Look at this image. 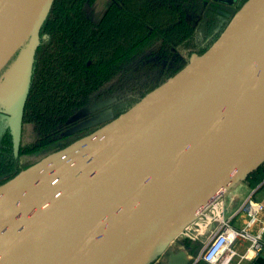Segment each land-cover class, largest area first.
I'll return each instance as SVG.
<instances>
[{"label":"water","instance_id":"obj_1","mask_svg":"<svg viewBox=\"0 0 264 264\" xmlns=\"http://www.w3.org/2000/svg\"><path fill=\"white\" fill-rule=\"evenodd\" d=\"M53 2L0 0V114L16 154ZM203 2L229 20L206 51L0 184V264L191 263L183 231L264 164V0L232 13L217 4L237 0Z\"/></svg>","mask_w":264,"mask_h":264},{"label":"rangeland","instance_id":"obj_2","mask_svg":"<svg viewBox=\"0 0 264 264\" xmlns=\"http://www.w3.org/2000/svg\"><path fill=\"white\" fill-rule=\"evenodd\" d=\"M70 1L71 4L68 7L66 19L73 20L70 21V24H75L74 18L77 19L78 16H80V21H87V23H83L84 29L90 31L88 39L84 43H81V46L87 45L89 49L87 57L75 55L74 58H71L73 59V63L70 66L69 73L74 77L67 76L66 91L64 87L61 86V89H58H63L67 95L69 94L72 105L68 114L63 119H54V121L50 122L48 127L45 128L44 132L41 131L39 135L35 134L34 137L32 136V132L36 130V125L34 126L32 122L25 120L27 123L26 130L28 131L30 128L31 131L29 134L30 139L25 138L24 144L29 143L25 145V147L30 149V151H25L26 154L17 156L19 160H21L17 163L18 166H16V171L5 179L2 178L1 175L0 184L14 177L48 154L67 146L128 110L142 99L144 95L181 70L194 55L197 56L206 51L214 41V38H210L211 40L202 45L203 43L200 39L199 45H197L198 48L193 47L194 41L196 42L194 39H198L200 35V33L196 35L195 33L198 28L201 29L205 27L204 25H191L193 27L192 30H190L188 26H186V29H169L170 25L166 21L169 19L170 15H166V12L159 14V12L155 10L156 12H151V15H158L160 19L158 20L161 23H154L151 19H148L144 24H147L146 29L148 28L151 32L150 38L141 39L138 42H136L135 38V40H132L135 46L128 49L129 41L127 38L125 36L119 37V23L124 16H127V11L132 9L130 0ZM97 4L100 7L98 9H102L101 11L106 7L107 9L109 8L106 13L109 14L107 17H110L108 19L112 21V25H110V23H103L104 18L95 21L87 15V12H91ZM217 5L227 4L219 3ZM79 7L80 10L73 9ZM195 17L194 20L196 21L199 17L197 18V15ZM48 18L49 14L41 26L40 44L36 49L34 57L32 80L36 76L34 68L37 62L39 59L43 61L41 57L45 55L43 54V49L40 47L49 42L51 38V34L48 31L42 32ZM164 20L166 21L163 22ZM93 22H99V24L93 28ZM187 22L191 24L190 21ZM228 22L229 20L227 19L221 30L224 29ZM95 29H97L96 32H94ZM108 29H110V31ZM200 37H204V33H201ZM172 49L177 53L176 56L173 54ZM182 54H184L186 58H181ZM46 57L50 56L47 55ZM102 58H106V61L103 62L101 60ZM45 61H47V64H50L51 59H46ZM46 68L44 69L45 76H47ZM53 70L59 72V69ZM58 84L59 81L53 80V85L55 87ZM76 92L80 94L79 98H77ZM7 99H10L7 95L0 96V105L5 106V100ZM104 104L109 105L110 108L108 109ZM97 108H101V110L104 109V111L100 110L102 114L98 113L97 116L83 120L76 126H71L69 128V124H71L72 120L79 116L80 113L92 109L98 110ZM32 125L34 126L33 128ZM57 136H59V139L53 140V138Z\"/></svg>","mask_w":264,"mask_h":264},{"label":"trees","instance_id":"obj_3","mask_svg":"<svg viewBox=\"0 0 264 264\" xmlns=\"http://www.w3.org/2000/svg\"><path fill=\"white\" fill-rule=\"evenodd\" d=\"M130 1L132 3V9L127 11V16H124L119 23V37L125 36L127 38L129 41L128 49L135 46L132 41L133 39L135 40L136 38V42H138L141 39L150 38L151 32L148 28L146 29L147 24H144L148 19H151L154 23H161L159 21V16H156V14L151 15V12L155 13L157 11L159 14L166 12V15H170L169 19H166L167 21H163L168 22L170 25L169 29H186V26H188L190 30L193 29L191 24L183 18V14L180 11L181 8L176 2L178 0ZM70 4V0H54L52 9L49 13V18L42 30V32L48 31L51 34V38L49 39V42L40 47L43 49V54L45 55L42 57L40 56L43 61H40L39 59L34 68L36 76L32 80L31 90L24 110V119L32 122L34 126L36 125L35 132L37 135H39V132L41 131L44 132L45 128L48 127L49 123L54 121V119H63L68 114L72 105L71 97L64 92V90L66 91L67 89V76L74 77L69 73L70 66L73 63V59H71L72 44H75L80 48L76 49L75 52L79 57H87V54L89 53L87 45L81 46V43H84L88 39V35H90V31L84 29L83 25V23H87V21H80L81 17L78 16L77 19L74 18L75 24H70V21L73 20L66 19V13ZM73 9L80 10V7ZM107 16H109L108 13L105 15L103 23H110V25H112V21L108 19L110 17ZM108 30L110 31V29ZM212 30L213 27L210 26L208 32L212 33ZM220 32L221 30L214 35V40L219 36ZM47 55L50 57H46ZM46 59H51L50 64H47V61H45ZM101 60L105 62L106 58H102ZM45 68L47 76L44 75ZM53 69H59V72H55ZM53 80L59 81V84L56 85V87L53 85ZM60 86L64 87V90L62 89L63 92L62 90H58L61 89ZM75 94L77 98L80 97L79 93L76 92ZM8 141L11 142L10 137ZM27 151H30V149H27ZM263 178L264 165H261L249 177L252 185L258 184ZM186 242L187 244H190L191 241L188 239ZM199 246L200 245H198V247Z\"/></svg>","mask_w":264,"mask_h":264},{"label":"built area","instance_id":"obj_4","mask_svg":"<svg viewBox=\"0 0 264 264\" xmlns=\"http://www.w3.org/2000/svg\"><path fill=\"white\" fill-rule=\"evenodd\" d=\"M228 208L225 197L221 195L215 198L209 205L205 218H198L183 231L181 237L189 240L199 241L206 235L209 224H212L210 233L204 245L202 258L207 262H217L221 258L240 254L246 257L251 253H259L264 249L262 233L264 226L253 231L251 228L261 221V214L264 211V202L256 199L254 195L249 196L240 208L247 215L246 224L235 227L231 224V218L227 217ZM238 239L250 240L249 246L241 253L235 244Z\"/></svg>","mask_w":264,"mask_h":264},{"label":"flooded vegetation","instance_id":"obj_5","mask_svg":"<svg viewBox=\"0 0 264 264\" xmlns=\"http://www.w3.org/2000/svg\"><path fill=\"white\" fill-rule=\"evenodd\" d=\"M245 0H237V4L233 5V6H228V5H219V7L221 6V8L223 10H227V12L232 13V11L234 10V8L241 6V4L244 2ZM177 5L180 6V11L183 14V18L186 21H190L191 25H204L205 27L203 28H198L195 35L199 34L201 35V33H204V37H200L198 39H194L196 40V42L194 41V46L198 48L197 45H199V40L201 39L202 41V45L206 44L209 40L214 38V35L220 31L224 24L226 23V20L228 18H226L225 15H222L218 12H212L209 8L208 5H204L203 0H178L176 1ZM189 5H194V9L196 10L194 13L192 12V10L189 9ZM236 6V7H234ZM102 9H97L94 8L91 10V12H87V15H89V17L93 18L95 21L97 20H101L105 17V15L107 14L106 12L109 10V8L107 9V7L101 11ZM197 15V20H194V17ZM196 18V17H195ZM183 19V20H184ZM98 23L93 22L92 27L94 28V26L96 27ZM210 26L213 27L212 33L208 32V29L210 28ZM97 29L94 30V32H96ZM211 38V39H210ZM73 48L71 49V54H72V58L75 57V52L76 49L78 48L77 45L72 44ZM173 54L176 56V52L174 49H172ZM175 52V53H174ZM172 54V55H173ZM179 56V55H178ZM180 58V56H179ZM181 58H186V56L184 54L181 55ZM163 74V73H161ZM106 105V104H104ZM107 108L109 109V105H106ZM106 108V109H107ZM98 109V108H97ZM101 108L96 110V109H92V110H87L85 112L80 113L79 116H77L75 119L72 120V123L69 124V128L71 126H76L77 124L81 123V121L86 120V119H91L95 116L99 114H102L100 112ZM101 111H104V109H102ZM3 115H5L3 112L0 114V176L2 175V178H8L10 175L13 174V172L16 171V166L17 163H19V157L17 156H22L23 154H26L25 151H27V148L25 147V145L29 144L26 143L24 144V139H30V131L31 129L29 128L28 131L26 130V121L25 119L23 120V129H22V139H21V144H20V149H19V153L16 154L15 153V148H14V141H13V135L11 133L10 127L8 126V122H7V118L3 117ZM34 126L32 125V128ZM37 134L35 132V130H33L32 132V136L34 137V135ZM37 136V135H36ZM68 136V135H65ZM9 137L11 139V142L8 141ZM8 139V140H7ZM33 139V138H32ZM59 139V136H57L56 138H53V140ZM38 143V142H36ZM29 154V153H27ZM3 179V180H4ZM1 181V179H0ZM4 182V181H3Z\"/></svg>","mask_w":264,"mask_h":264},{"label":"crops","instance_id":"obj_6","mask_svg":"<svg viewBox=\"0 0 264 264\" xmlns=\"http://www.w3.org/2000/svg\"><path fill=\"white\" fill-rule=\"evenodd\" d=\"M193 7L194 5H189V9L194 13L196 10ZM95 8L98 9L100 7L97 4ZM250 175L246 179L239 181L234 186H232L225 195V202L228 208L227 217H230L231 224L238 228L243 227L247 222L246 213L244 211H240V208L245 200L249 196L254 195L256 199L264 202V178L258 184L252 185V182L249 179ZM261 226H264V211L261 214V221L255 224L251 229L256 231ZM180 240L182 242L177 245L178 249L184 248V245L192 246V250H190V258H192L190 264H264V249L259 253H251L246 257H242L240 254L232 256L226 255L217 262L211 263L202 258L204 244L201 241L190 240V244H187V238L180 237ZM262 241L264 242V231L262 233ZM249 244L250 240L238 239L235 246L239 252L243 253ZM198 245L200 246L198 247Z\"/></svg>","mask_w":264,"mask_h":264}]
</instances>
